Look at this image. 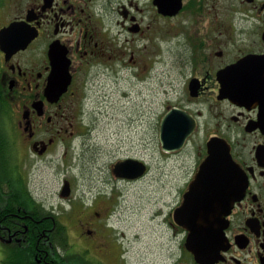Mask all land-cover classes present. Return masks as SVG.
<instances>
[{"label":"flooded vegetation","instance_id":"1","mask_svg":"<svg viewBox=\"0 0 264 264\" xmlns=\"http://www.w3.org/2000/svg\"><path fill=\"white\" fill-rule=\"evenodd\" d=\"M166 36L184 78L166 105L180 110L182 145H161L165 112L154 130L176 186L142 264H264V0H0V264H130L108 238L107 193L74 201L76 160L90 89L110 67L152 66ZM210 157L203 179L216 186L200 204L224 214L223 233L195 241L197 257L175 214L190 212L185 194ZM136 159L145 173L121 179L148 173ZM48 169L56 202L39 187Z\"/></svg>","mask_w":264,"mask_h":264},{"label":"rangeland","instance_id":"2","mask_svg":"<svg viewBox=\"0 0 264 264\" xmlns=\"http://www.w3.org/2000/svg\"><path fill=\"white\" fill-rule=\"evenodd\" d=\"M175 41L169 36L156 39L159 54L153 56L150 67H110L107 76L90 89L87 121L91 130L82 126L85 133L80 136L76 160L79 175L74 201L79 200V208L89 207L98 192L107 193L108 238L115 250L128 249L130 264H142L143 257H152L157 232L174 197L175 161L162 151L154 127L176 96L172 79H177L176 90L184 85V78L172 65L181 61L172 52ZM129 157L149 165L139 181L124 180L113 173L114 164ZM60 182L48 169L39 179V187L56 202Z\"/></svg>","mask_w":264,"mask_h":264},{"label":"water","instance_id":"3","mask_svg":"<svg viewBox=\"0 0 264 264\" xmlns=\"http://www.w3.org/2000/svg\"><path fill=\"white\" fill-rule=\"evenodd\" d=\"M249 58H245L242 62L238 64L248 63ZM246 88H243L244 90ZM241 97H246L247 93H239ZM246 100V99H245ZM180 112L179 109L173 108L168 110L162 117L161 120V131H160V141L164 149L169 150L172 147L180 148L182 142L175 143L174 138L177 137L172 130V118L175 113ZM213 142V140H212ZM210 142L209 144L211 145ZM214 143V142H213ZM216 166L214 158H208L201 165V170L198 173L197 179L191 184V189L185 194V202L191 208L187 214H175V219L178 224L187 228L190 231L188 237V245L196 253L197 257L200 256L199 248L194 247L193 243L198 240H206L208 236H216L220 238L223 233L222 218L223 213L213 214L207 212V210L202 207V200L209 197L208 189L216 186L215 182L206 181L203 178L209 175L211 167ZM147 165L138 159L127 158L124 160L117 161L113 166V173L115 176L126 179H137L141 177L146 171ZM212 176V175H211ZM66 188V187H65ZM64 188V189H65ZM195 203H199V210L193 208ZM225 213V212H224ZM218 224V226H216Z\"/></svg>","mask_w":264,"mask_h":264},{"label":"bare ground","instance_id":"4","mask_svg":"<svg viewBox=\"0 0 264 264\" xmlns=\"http://www.w3.org/2000/svg\"><path fill=\"white\" fill-rule=\"evenodd\" d=\"M168 110V109H167ZM87 112V111H86ZM167 112V111H166ZM86 118V117H85ZM92 125V124H91ZM86 129V128H85ZM88 133V132H87ZM160 141V140H159ZM76 185V184H75ZM102 188V187H101Z\"/></svg>","mask_w":264,"mask_h":264}]
</instances>
